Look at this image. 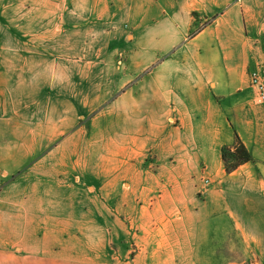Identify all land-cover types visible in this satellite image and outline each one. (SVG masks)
<instances>
[{"label":"crops","instance_id":"obj_1","mask_svg":"<svg viewBox=\"0 0 264 264\" xmlns=\"http://www.w3.org/2000/svg\"><path fill=\"white\" fill-rule=\"evenodd\" d=\"M80 47L91 49L89 60L102 65L103 78L123 81L113 136L118 155L107 156L119 167L103 173L118 176L121 206L130 177L140 219L166 233L161 253L179 257L178 264H195L197 249L211 257L205 264H264V100L250 84L251 71H264V0H0L1 65H33L34 78L48 64L78 63ZM0 103V111L9 108L1 93ZM45 112L35 119L12 111L8 118L28 126L32 143L45 145L51 139ZM54 128L61 134L60 125ZM234 131L254 160L227 173L220 147L232 143ZM8 144L0 140V264H79L62 257L58 237L78 218L58 212L55 201L61 176L78 180L76 162L9 155ZM48 156L57 160L49 168L53 181L46 178ZM153 191L159 196L149 197ZM226 192L235 205L245 202L248 226L229 205L226 245L198 243L196 225L206 232L211 217L224 220L215 212L199 215L201 207ZM120 215L107 221L118 224ZM222 255L228 258L221 262Z\"/></svg>","mask_w":264,"mask_h":264},{"label":"rangeland","instance_id":"obj_2","mask_svg":"<svg viewBox=\"0 0 264 264\" xmlns=\"http://www.w3.org/2000/svg\"><path fill=\"white\" fill-rule=\"evenodd\" d=\"M78 52V63L75 60L70 63L68 59L66 64H48L45 69L41 67L35 70L40 75L34 78L33 65L0 64V70L4 71L0 80V93L3 99H7L9 106L3 105V111H0V140L10 141L7 145L9 155H62L61 161L68 167L76 162L77 171L74 174L78 180H74L73 174L59 177L61 190L56 189L58 193H55L59 195L55 201L60 200L62 205L56 210L78 218L74 227L65 225V232L67 235L70 233L71 238L62 234L58 236L60 246L63 247L62 257L76 258L79 264H166L167 260L168 264H178L179 257H167L161 253L166 245V233L156 230L158 225L149 222L145 225L144 220L140 219L139 204L131 202L134 185L130 177L126 178L131 185L129 188L128 183L125 185L128 197L124 207L118 200L119 188L115 187L119 183L118 176L103 174L104 169L119 167L117 159L107 160V156L118 155L119 145L113 136L120 119L118 107L121 102L118 96L124 85L122 80L103 78L102 65H92L89 60L92 57L90 48L80 47ZM122 58L123 54L120 60ZM51 70L56 73H51ZM5 108L8 112L4 111ZM12 111L15 117L21 114L22 117L31 116L35 119L43 117L45 112L46 136L51 137L49 142L45 145L32 143L33 134L27 132V125L17 123L16 119L11 124L8 117ZM59 125L61 134L57 130L55 134L54 126ZM55 162L57 160L52 156L47 157L46 178L52 181L56 175L49 168L55 167ZM146 162H152L154 166L153 157L148 156ZM107 179L109 182H106ZM146 180L148 182L149 178ZM150 196L156 198L159 192L153 191ZM234 202L230 200V192H226L223 199H216L209 206L203 204L201 212L198 210L199 215L206 213L210 216L215 212L224 220L217 222L219 217H211L214 219L211 220L212 224L207 225L206 232H203V225H196L200 231L197 232L203 234L196 239L198 243L207 240L217 245H226L224 234L230 228V222L226 219L229 205L232 206L230 211L234 213L235 219L245 227L248 226L246 218L249 209L245 202L236 201L242 203L240 206ZM14 213H19V209H15ZM114 215L116 219L118 215L121 216L118 224L113 223L111 218L110 222L107 221V216ZM103 216L105 223L101 222ZM75 227L78 228L77 234L74 232ZM156 247L158 253L151 255ZM197 252L200 254L191 257L195 264H205L211 258L202 255L200 249ZM218 258L222 262L228 257L222 255Z\"/></svg>","mask_w":264,"mask_h":264},{"label":"trees","instance_id":"obj_3","mask_svg":"<svg viewBox=\"0 0 264 264\" xmlns=\"http://www.w3.org/2000/svg\"><path fill=\"white\" fill-rule=\"evenodd\" d=\"M220 156L225 172L229 173L236 169L239 165L252 162L254 160L252 154L244 145L238 134L234 131L233 141L231 144H223L220 147ZM240 264H251L248 261Z\"/></svg>","mask_w":264,"mask_h":264},{"label":"built area","instance_id":"obj_4","mask_svg":"<svg viewBox=\"0 0 264 264\" xmlns=\"http://www.w3.org/2000/svg\"><path fill=\"white\" fill-rule=\"evenodd\" d=\"M250 84L254 87L257 98L260 101L264 100V71H251Z\"/></svg>","mask_w":264,"mask_h":264}]
</instances>
